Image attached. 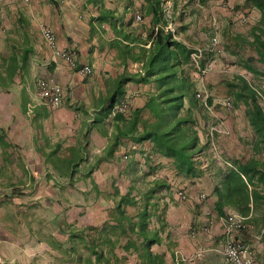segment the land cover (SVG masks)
<instances>
[{
  "label": "crops",
  "instance_id": "1",
  "mask_svg": "<svg viewBox=\"0 0 264 264\" xmlns=\"http://www.w3.org/2000/svg\"><path fill=\"white\" fill-rule=\"evenodd\" d=\"M104 3L115 9L124 33L130 32L131 37L149 45L146 36L152 25L151 15L141 8L145 0H105ZM161 6L165 20L170 16L172 37L184 43L191 52L201 49L203 54L215 33L223 40L224 47L228 36H245L251 40L250 27L260 16L251 0H162ZM234 8L236 13H233ZM136 12L142 13H139L142 15L139 22L134 19ZM242 13L247 16L243 24L237 21V16ZM97 14L96 6L87 4L86 0H0V264H77L74 255L58 254L57 249H69L72 242L69 235L73 231L86 225H101L103 221L97 213L109 208L91 213V217L94 216L91 221L80 222V205L65 206L64 199L68 196L78 198L79 193L87 197L91 191L102 196L101 191L105 192L108 184L111 189L117 186L121 193L136 187V194L140 182L151 183L170 172L172 160L151 152L150 140L131 150L127 159L122 157L132 138L130 135L116 138L119 129L125 131V124L112 121L108 106L112 92L120 86L117 80L141 71L142 63L117 55V50L110 46L113 31L108 24L99 25L93 20ZM128 22H131L130 26H127ZM167 23L168 20L162 27ZM41 25L50 27L57 45L74 50L78 63L90 65L92 73L82 76L63 59L55 57L42 36ZM228 45L245 57L226 51L216 61L221 68L227 61L226 53L232 57L233 66H237L254 50L250 46ZM221 68L220 73L226 74ZM241 69L251 75L244 67ZM210 75H207L209 81ZM45 77L54 78L63 87L64 98L59 108L52 109L37 101L36 82ZM121 90L124 94H118L115 101L130 93L132 106L143 108L154 85L127 81ZM140 116L153 119L144 108ZM235 123L236 120L231 118L230 126ZM250 130L249 127L247 140L251 142L253 131L250 133ZM242 132L244 129L237 131L238 137L233 133L222 141H227L224 146L237 145L239 149L249 150L248 159L253 152L250 142L243 144ZM203 135L198 130L200 145H203ZM244 156L235 154L241 160H245ZM146 158L156 166L149 174ZM55 164L64 167L54 168ZM74 164L75 172L66 168ZM202 164L207 168L200 176L177 177L189 195L188 201H178V207H169L167 213L164 210L165 243L152 248L164 252V264H226L221 253L225 236L220 218L227 213L242 214L229 198L221 195L224 186L219 184L221 178L214 171H224L222 163L209 161ZM86 182H91V187L79 189L78 183L86 186ZM198 189L207 192L210 209L198 205L199 200L194 196ZM248 189L255 190V187L249 185ZM158 196L163 195L159 193ZM247 206L248 211L243 216L248 230L237 235V239L250 247L255 264H264V227L261 223L264 206L255 204L251 195ZM41 222L47 227L43 228ZM151 222L152 226H158L154 217ZM25 226H34L37 234L42 229L47 232L46 253L29 256L21 249L12 259L10 255L15 246L22 245L12 240L13 233L17 237H23V234L31 237L34 232L31 228L27 230L32 231L24 232ZM207 228H210L208 232ZM131 257L137 264L136 254L127 258L126 264Z\"/></svg>",
  "mask_w": 264,
  "mask_h": 264
},
{
  "label": "trees",
  "instance_id": "2",
  "mask_svg": "<svg viewBox=\"0 0 264 264\" xmlns=\"http://www.w3.org/2000/svg\"><path fill=\"white\" fill-rule=\"evenodd\" d=\"M251 1L260 12L259 19L250 27L252 39L248 40L245 36H228L225 47L221 40L223 47L219 56H223L227 51L229 54L238 56L240 54L245 57V54L235 53L236 51L228 44L234 43L235 47H254L253 52H250L240 65L255 79L264 82V0ZM104 2L105 0H86L87 4L96 6L98 10L93 20L99 25H109L114 34L110 46L117 50V55L121 59L142 63L141 71L124 75L117 80L120 86L112 92L108 110L116 102L118 94H124L121 86L127 81L154 85V91L148 93L143 106L151 113L153 119L141 118L143 108H134L130 101L128 113L117 112L112 118V121L125 124L123 128L125 131L119 129L116 138L130 135L135 148L142 145L143 141L150 140L152 142L150 151L171 159L172 162L169 174L164 178H155L151 183H145L147 186L142 190L138 188L135 195H132V192L136 187L121 193L117 186H112L111 191L104 195L110 206V216L99 226L86 225L70 233L69 240L72 242L67 254L74 255L73 259L77 264H125L127 256L133 253L138 258L137 264H164V252L152 249L153 246H162L165 243L163 240L165 207L160 205L157 196L161 194V190L172 188L175 177L195 178L206 171L207 167L202 166L201 155L205 149H209L210 139H206V142L200 145L193 116L195 110L205 109L195 96L196 85L189 72L194 70L190 62L191 50L173 38L171 31H165L162 27L167 20L163 17L162 0H145V4L141 6L146 14L151 15L152 28L146 36V40L150 41L148 46L146 41H137L131 37L130 32L124 33L120 27L122 22H118L115 15V9L107 7ZM140 16L142 18V15ZM130 25L131 22H128L127 26ZM204 54L206 58L213 56L206 52ZM200 63L201 66L205 64L203 60H200ZM232 78V81L226 80V84L234 104L245 105V117L253 131V137L251 142L247 138L242 141L247 144L250 142L253 155L246 160L233 159L230 163L224 160L226 163L224 171H214V174L221 178L219 184L224 186L221 195L229 198L243 216L248 211L250 195L255 204L264 206V108L260 103L264 102V85L256 84L245 75H234ZM208 103L212 105V96H208ZM220 112L222 115L223 111ZM213 136L219 141L228 137L217 133H213ZM147 160L146 158L145 161ZM209 160L211 161L210 158ZM145 165L147 174L153 172L156 167L149 160ZM53 166L59 169L64 167L59 164ZM66 168L75 172L76 165ZM253 178L256 181H253ZM249 185H253L255 190L250 191ZM127 207H134L135 211L129 212ZM153 217L158 226L151 225ZM261 223L264 227V210Z\"/></svg>",
  "mask_w": 264,
  "mask_h": 264
},
{
  "label": "rangeland",
  "instance_id": "3",
  "mask_svg": "<svg viewBox=\"0 0 264 264\" xmlns=\"http://www.w3.org/2000/svg\"><path fill=\"white\" fill-rule=\"evenodd\" d=\"M233 10H234L233 13H236V9L234 8ZM241 15H244L245 17H247L244 13H242ZM212 57H210V58L208 57L209 58L208 59V58H206V55L203 54V56L201 58V61L204 60V62H206L207 60L209 62L213 61L212 62L213 66L210 65V67L207 70V71L211 70V73H208L209 75L211 74L210 75V81H209V78L207 76L208 75L207 73L201 75L199 72H197V70L195 69L194 66H193L194 70H191L189 72L191 73V76L193 77L192 80L194 81V83L196 85L195 96L197 93H202V92L207 94L208 96H212L213 97V103L211 106L212 112L214 114H216L218 117L220 116L221 121L219 123L218 119L213 117L211 112H209L208 110L203 111L202 108L200 111L195 110L193 112V116L196 120V122H195L196 130L197 131L199 130L202 134H204L202 142H206V139H210L209 149H205V151L202 152V155H201L202 162L204 163V165H206L210 161L209 160V158H210L211 162H214V163H216V161L218 163L221 162L222 165L226 167V165H225L226 163L224 160H226L228 163H230V161L237 158V157H235V154H240V155L244 154L245 155L244 157L246 160L248 157L247 154H249V152H250L249 150H246V148L245 149L244 148L239 149L237 147V145H231L228 147L224 146L225 145L224 143L227 141H225V142H223L222 140L219 141L217 139H214L213 138L214 136L211 137L209 135V128L212 127L213 125H215L216 123H218L217 124L218 128L226 129L229 132L227 134L228 138L231 134L233 135V133L236 135V137H238L237 131L240 130V132H241V129H244V131H245V132H242L240 134L243 137V139L249 138V136H250L249 133H247V130L250 126L248 125V123L246 121V117H245V105L243 103H239L237 105L234 104L235 102L232 99L233 97L229 93L230 90L226 84V80L232 81L233 80L232 77L234 75H241L242 74V75H245L246 77H248L250 80L253 79V81H255V83L258 85H264V82L261 79H255V77L252 74L250 76H248L247 73L242 71L241 66L238 63H237V66H233V63H232L233 61L231 60L232 57L230 55H228L227 53L225 54V57H227V61H224L225 67H223V68H221L220 66H217V64H216V61H218V58H220V56L219 55H217V56L213 55ZM191 66H192V64H191ZM219 68L224 70L223 72H225L226 74L220 73ZM216 71L219 73H217ZM220 74H223V75H220ZM205 76H207V77H205ZM196 98L199 99V101H200V98H198L197 96H196ZM226 99H229L230 101L233 100V102H232L233 108L230 110L223 108L221 105V102H223ZM260 103H261L262 107L264 108V102L260 101ZM219 104L221 105L220 107H219ZM220 111H223L222 115L220 114L221 113ZM235 112H236V115H235ZM231 118H232V120H236V123L232 126H230ZM251 131H252V129L250 130V133H251ZM205 134H206V137H205ZM243 144H247V143L244 142ZM244 147H246V145H244ZM175 178L176 179L173 180L171 190L170 189L161 190L162 191L161 193L163 196H158L159 197L158 200L160 202V205L165 207L164 208V210L166 211L165 213H167V210L169 209V207H178L177 206V205H179L178 201L185 202V201H188V199H189V195L187 194V191L185 190V187L182 184L183 182H181V180L179 178H177V177H175ZM145 183L146 182H140L138 188H140V190L144 189L147 186V185H145ZM78 185H79L78 186L79 189L85 190V188L91 187V182H88V183L86 182V186L82 183H78ZM103 186L104 185H102L101 187H103ZM199 186L200 185H198V188H200ZM109 189H111V186L108 184L105 192H103L104 190H102L101 191L102 194H100L102 196H99V197L93 191L88 192L87 197L83 196L82 193L81 194L79 193L78 198L75 196H72V197L68 196V199H64V205L67 206L68 204L71 205L73 203L80 205V209H79L80 212L83 213V211H86L84 214L81 213L80 222H87L89 220L91 221L92 218L94 217V216L91 217V213L92 214L97 213L99 210H101L105 207L109 208L108 200L103 197V195H106L107 193H109V192H107V190H109ZM177 190H182L186 194V199L179 198L176 195ZM168 192H170V193H168ZM163 193H165V194H163ZM206 193L207 192L204 189H202V190L198 189V190H196V194L194 195L195 199L199 200L198 205H202L203 208H205V210H207V208L210 209V207H211L210 204L208 203ZM201 194H204L205 197L201 198ZM132 195H135V192H132ZM94 200H97V201L94 202ZM176 202H178V203H176ZM109 209L102 212L101 214L97 213L101 216L99 219L100 221H105L110 216L111 212L109 211ZM127 210L129 212H134L135 208L134 207H127ZM164 219H166V216H164ZM41 224H42L43 228H44V226H45V228L47 227L42 222H41ZM32 227H34V226H32ZM32 227H26V228H24L23 231L24 232L25 231L30 232L32 230H27V228L33 229ZM33 231L34 232L32 234H30V235H32L31 237H28V236L24 237V234H23V237H20V236L17 237L15 235V233H13L14 238H12V240L14 242L22 243V245L15 246V250L10 255V257L12 259L14 258L15 255L20 254L21 249H24V251L29 256H32V253H41V254L46 253L44 250V247H45L44 245L47 242V237H45L47 232L43 231V229H42V232H41V230L39 231L40 234L35 233V231H36L35 229H33ZM34 234H37L36 237L34 236ZM35 242H37V243H35ZM31 244H33V245H31ZM67 252H69V251L68 250L67 251H62V250L58 251V249H57L58 254H64L65 256H67L66 255ZM132 255H135V253L129 255L127 258L129 259V257ZM28 264H32V262H29ZM125 264H126V261H125ZM128 264H134L132 261V257L130 258V261Z\"/></svg>",
  "mask_w": 264,
  "mask_h": 264
},
{
  "label": "built area",
  "instance_id": "4",
  "mask_svg": "<svg viewBox=\"0 0 264 264\" xmlns=\"http://www.w3.org/2000/svg\"><path fill=\"white\" fill-rule=\"evenodd\" d=\"M28 2V0H24ZM199 1V0H196ZM142 18L139 13H135V21L139 22ZM168 23L164 27V30L171 31L170 16H167ZM237 21L239 23H245L246 17L244 15H238ZM41 33L45 41L48 43L49 47L53 50L55 57L63 59L71 68L75 69L82 76H89L92 73V67L90 65H80L77 61L76 53L70 48H61L57 45L56 36L53 30L46 26L41 25ZM222 41L217 33L213 34L208 42L205 52L211 55H220L222 53ZM203 56V51L201 49H194L190 53V62L195 67L197 72L201 75L207 73L210 67V62L207 60L204 66H201L200 60ZM37 85V101L39 104L45 105L49 108L56 109L59 108L63 103L64 92L63 87L52 77L39 78L36 82ZM196 96L200 98V101L204 109L212 113V116L218 119L220 123L221 117L217 116L212 112V108L208 103V95L205 93H197ZM131 101V94L127 93L124 97L116 101L111 109L109 110V117L113 118L114 114L117 112L128 113L129 103ZM223 108L230 110L233 108V103L229 99L221 102ZM218 123L209 128V135L212 137L213 133L220 135H227L229 132L226 129L218 128ZM135 149V144L131 142L124 148L122 157L127 159L130 156L131 150ZM177 195L181 199L186 198V194L182 190H177ZM205 195L201 194V198ZM223 234L225 240L222 245L221 253L226 262V264H255V259L253 252L250 247L237 239V235L241 232L248 230V223L246 217L238 213H227L220 218ZM210 230V228H209ZM208 228L206 232L209 231Z\"/></svg>",
  "mask_w": 264,
  "mask_h": 264
}]
</instances>
